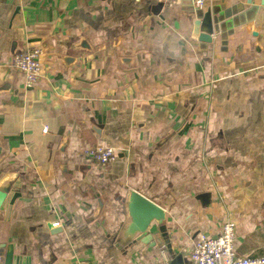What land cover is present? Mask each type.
<instances>
[{"label":"crops","instance_id":"crops-1","mask_svg":"<svg viewBox=\"0 0 264 264\" xmlns=\"http://www.w3.org/2000/svg\"><path fill=\"white\" fill-rule=\"evenodd\" d=\"M193 3L0 0V187L18 194L0 264L9 247L15 264H186L227 218L236 252L264 255V6ZM27 47L31 86L11 64ZM96 145L110 163L85 155ZM130 189L165 211L168 245L122 232Z\"/></svg>","mask_w":264,"mask_h":264},{"label":"built area","instance_id":"built-area-1","mask_svg":"<svg viewBox=\"0 0 264 264\" xmlns=\"http://www.w3.org/2000/svg\"><path fill=\"white\" fill-rule=\"evenodd\" d=\"M203 0H194V7L198 8ZM41 49L38 47L23 48L12 57V66L23 77L26 86L33 85L40 74ZM85 155L93 160L97 166H104L115 157V150L110 146L96 145L85 150ZM54 223L53 225H56ZM235 224L227 218L223 222L220 232L213 236H206L198 232L188 251L186 264H264V255H239L234 246ZM2 257L0 255V261ZM73 264H81L74 262Z\"/></svg>","mask_w":264,"mask_h":264},{"label":"water","instance_id":"water-1","mask_svg":"<svg viewBox=\"0 0 264 264\" xmlns=\"http://www.w3.org/2000/svg\"><path fill=\"white\" fill-rule=\"evenodd\" d=\"M261 5L264 6V0H261ZM194 25V33H197V39L205 43L211 42L212 33L217 32V27L211 24L209 13H205L201 20H196ZM19 51V49L15 50L12 54L14 55ZM8 191L9 187H0V209H6L7 204L13 202L14 197L18 196L16 192L8 193ZM8 196H10L9 199H6ZM124 209L127 217L122 227V232L128 234V240L133 238L139 239L150 247H155L158 241L153 238V235L159 232V237L163 239V242L167 245L169 244L163 223L165 211L161 207L137 191L130 189L125 195ZM168 252H171V249H168ZM178 257L177 255L171 264H179ZM4 264H15V257L13 256L11 247L7 248Z\"/></svg>","mask_w":264,"mask_h":264},{"label":"rangeland","instance_id":"rangeland-1","mask_svg":"<svg viewBox=\"0 0 264 264\" xmlns=\"http://www.w3.org/2000/svg\"><path fill=\"white\" fill-rule=\"evenodd\" d=\"M226 221V219L223 221V222H225ZM223 222H222V224H223ZM222 224H221V226H222ZM234 224H235V222H234ZM198 233V232H197Z\"/></svg>","mask_w":264,"mask_h":264}]
</instances>
